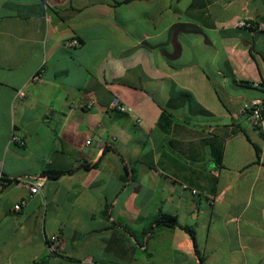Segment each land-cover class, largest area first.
<instances>
[{
	"label": "crops",
	"instance_id": "obj_1",
	"mask_svg": "<svg viewBox=\"0 0 264 264\" xmlns=\"http://www.w3.org/2000/svg\"><path fill=\"white\" fill-rule=\"evenodd\" d=\"M118 1L0 0V264H264V0Z\"/></svg>",
	"mask_w": 264,
	"mask_h": 264
},
{
	"label": "built area",
	"instance_id": "obj_2",
	"mask_svg": "<svg viewBox=\"0 0 264 264\" xmlns=\"http://www.w3.org/2000/svg\"><path fill=\"white\" fill-rule=\"evenodd\" d=\"M233 26L235 28L246 29L252 32H264V20H258L250 17L236 19L233 23ZM64 43L67 46H76L78 45L79 41L76 38H72L69 40H65ZM42 73H43V69L41 68L31 76L30 82L32 83L41 80ZM23 95H24L23 89L17 90L16 98H21ZM263 102H264V95L261 98H253L246 100L240 106V112L248 114V122L253 127H259L263 119L261 115ZM96 105H97L96 100L92 98L89 99L82 106L83 108L90 110L93 109ZM12 109L15 111V105H13ZM107 109L122 113H126L130 110V108L116 96L111 98L107 106ZM11 141H14L20 145H23L24 143L23 138L14 132L11 135ZM86 143L89 144L90 140H87ZM18 181L21 182L25 187H27L31 194H35L40 192L44 187L46 177L38 174L31 178H19ZM192 191L195 192L194 189H192ZM20 203L14 204L13 206L14 210L20 209ZM60 246H61V241L59 239L58 234H51L47 238V247L50 253L57 252Z\"/></svg>",
	"mask_w": 264,
	"mask_h": 264
},
{
	"label": "trees",
	"instance_id": "obj_3",
	"mask_svg": "<svg viewBox=\"0 0 264 264\" xmlns=\"http://www.w3.org/2000/svg\"><path fill=\"white\" fill-rule=\"evenodd\" d=\"M132 0H120L118 1V3H128ZM263 87V92H264V84H260ZM261 115L262 117H264V102H263V106L261 109ZM85 167H88V165H84ZM72 170L71 169H63V168H56V167H46L45 169H43L40 173V175L46 177V179H58L60 176L67 174V173H71ZM14 181H18V179H5V182H2L1 185L4 186L5 184H9L12 183ZM155 222L158 225L161 226H166V227H173L175 225L178 224L177 222V218L173 215H169V214H165V213H160L156 218H155ZM186 231L189 232V234L194 237V231L192 228L185 226ZM44 262V259H41L39 261V264H42ZM200 264H204V259L201 256L200 257Z\"/></svg>",
	"mask_w": 264,
	"mask_h": 264
}]
</instances>
